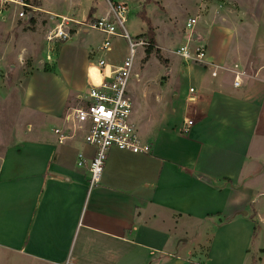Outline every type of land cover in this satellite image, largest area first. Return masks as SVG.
<instances>
[{
  "label": "crops",
  "instance_id": "0c3cea01",
  "mask_svg": "<svg viewBox=\"0 0 264 264\" xmlns=\"http://www.w3.org/2000/svg\"><path fill=\"white\" fill-rule=\"evenodd\" d=\"M68 1L66 12L43 0L38 10L82 21L83 13L106 9L92 0L84 11L85 1ZM119 1L141 3L162 55L178 61L164 73L135 69L132 119L152 150L111 149L92 188L78 156L89 160L94 148L81 135L60 143L53 129L63 124L70 97L84 94L89 51L101 42L79 62L69 59V68L59 53L50 70L12 72L8 64L6 73L12 23L0 16V264H264V0L258 20L233 0ZM147 7L159 13L150 16ZM182 8L187 20L199 16L196 37L208 46L209 65H182L171 49L185 35L166 21ZM246 28L259 31L249 38L251 65L240 55ZM106 56L112 64L125 57ZM235 64L245 71L239 86ZM190 86L196 100L186 106ZM185 115L195 123L182 133Z\"/></svg>",
  "mask_w": 264,
  "mask_h": 264
},
{
  "label": "built area",
  "instance_id": "2783aa9c",
  "mask_svg": "<svg viewBox=\"0 0 264 264\" xmlns=\"http://www.w3.org/2000/svg\"><path fill=\"white\" fill-rule=\"evenodd\" d=\"M23 7L33 8L25 0H9ZM106 9L101 15L92 14L85 21H78L60 17L61 23L56 24L47 36L53 39H67L70 37L69 22L83 26L84 31L97 30L105 35L101 44L89 51L86 69L87 94L78 95V104L67 109L63 116V124L53 130L60 143L81 135L84 142L94 148L92 157L87 160L80 153L78 164L86 165L88 169V185L90 188L99 184L103 178L105 164L109 152L113 148L133 153H149L152 144L142 139L139 127L132 119L133 101L129 91L130 80L134 76L140 52L146 51L149 40L144 35L131 36L126 23L129 7L119 0H106ZM0 16L4 18L2 10ZM19 16L30 18V12L21 11ZM199 16L189 18L184 27L185 40L177 49L184 63H208V50L205 43L197 41L196 25ZM67 21V23H66ZM122 37L127 41V53L120 64H112L104 57L111 51V38ZM49 60L51 56L48 55ZM214 65V64H212ZM96 67L103 76L97 86H93L88 79L91 68ZM233 74V84L239 86L245 71L238 64L230 70ZM216 75V71H213ZM196 88L190 86L186 97V106L196 100ZM192 117L185 115L181 125V132L187 133L194 125Z\"/></svg>",
  "mask_w": 264,
  "mask_h": 264
},
{
  "label": "rangeland",
  "instance_id": "374dc122",
  "mask_svg": "<svg viewBox=\"0 0 264 264\" xmlns=\"http://www.w3.org/2000/svg\"><path fill=\"white\" fill-rule=\"evenodd\" d=\"M30 5L33 6V8L29 7H23L20 4H16L14 2H11L9 0H0V10H2V14H5V18L8 19L12 23L11 28V46H12V54L11 57L6 62V66H4V71L6 73H9L8 64H12V72H14V66L20 67L24 70H26V73H30L31 70L35 68H43L45 70H50L51 65L48 61L49 60L48 55L51 57L56 58V56L60 53L61 59H62V67L69 68V59L71 62L74 60L76 62H79L76 58H80L85 50H87L89 47H96L100 42L103 41L105 35L97 30H90L89 32H84L80 30L83 26H79L77 24H72L69 22V25L71 27V31H77L78 32L68 41L64 42L66 39H53L51 41H48L47 39V30L49 29L50 22L53 24V18L56 19V23H61L62 19L60 17L56 18L55 16H50L43 14L38 10L40 6V0H25ZM86 3L82 5L85 8H89L94 3L98 2L99 8H103V5L106 3V0H93L94 3H92V0H83ZM133 1V0H131ZM219 2H225L226 0H218ZM43 5L45 8L55 11V12H66L68 9H71V4L68 0H43ZM86 5V6H85ZM231 6H245L250 15L252 14V19L258 20L259 19V8H258V0H233L230 3ZM107 6V4H106ZM129 7V13H128V21L126 23V26L131 34L132 37L136 35H140V33L143 32V30L146 29V23L139 19L138 12L140 9H142L141 3L137 2H130L128 4ZM81 8V6H80ZM148 8L149 15L155 17V14H158L159 12L150 11V8ZM82 9V8H81ZM235 9V8H234ZM23 11L25 14L27 12H30L35 19V23L37 24H31L26 16H19V13ZM83 11V12H84ZM155 13V14H154ZM176 13V14H175ZM173 15H170V18L167 19V23H170V26L175 28V30L179 34L184 33V27L185 23L188 17H190V12H185L184 8L180 10H176ZM89 14V13H88ZM87 13H83L82 21H85L88 17ZM167 16V15H166ZM169 17V15H168ZM251 19V20H252ZM247 21L242 18V22ZM67 23V21H66ZM245 25V24H243ZM248 29V30H247ZM164 30V29H163ZM242 40L245 39V41H241V60L244 62V64H250L253 63V59L251 54L253 53V48L255 46H250V37L258 38L259 31L257 28H246L241 31ZM197 38V37H196ZM248 42H247V40ZM205 45L207 46L206 42L201 40ZM258 41V40H257ZM158 42V46H159ZM208 47V46H207ZM258 47V43L256 44V48ZM179 48V44H174L171 49L173 51H177ZM127 49V41L122 37H112L111 38V51L106 53L107 58H122L125 56ZM252 50V53H251ZM141 54V52H140ZM163 56V55H162ZM145 57V51L142 52V56L137 61L136 70L139 71V73L146 67L148 69V72L155 73L157 72H163L166 71V67H170L174 65L176 60L172 58H165L163 56L162 60H159L156 55L154 54L146 66V61H144ZM181 64L184 65V63L181 60ZM251 65V64H250ZM249 68V67H248ZM79 69V66L77 67ZM250 69V68H249ZM3 70V69H2ZM160 70V71H159ZM60 77L64 79L65 75L62 70H58ZM134 77V76H133ZM135 78V77H134ZM133 79V78H132ZM130 80V83L132 81ZM165 79V78H164ZM163 83V81H162ZM84 94L88 93V86L87 82L84 80ZM80 95V94H78ZM78 95H73L69 99V105L74 106L78 104ZM147 105V103H145ZM146 111V110H145ZM175 112V111H174ZM177 112V110H176ZM175 112V113H176ZM257 227V226H256ZM258 230V227H257ZM257 232V231H256ZM264 244V242L262 243Z\"/></svg>",
  "mask_w": 264,
  "mask_h": 264
},
{
  "label": "trees",
  "instance_id": "16d2710c",
  "mask_svg": "<svg viewBox=\"0 0 264 264\" xmlns=\"http://www.w3.org/2000/svg\"><path fill=\"white\" fill-rule=\"evenodd\" d=\"M92 12H93V10L91 9L88 17H90L92 15ZM138 14L141 16V18L146 22V24L148 26L147 31L143 34L149 40V45L145 51L144 61H147L150 58V56L153 54H155L159 60H162L163 56L161 53V49L158 46V43L156 42L155 32H154V29L152 27V24H151L149 17L147 16V14L144 10L140 11ZM29 22L31 24L35 23V19L33 18V16L29 19ZM255 231H256V229H255Z\"/></svg>",
  "mask_w": 264,
  "mask_h": 264
},
{
  "label": "bare ground",
  "instance_id": "6f19581e",
  "mask_svg": "<svg viewBox=\"0 0 264 264\" xmlns=\"http://www.w3.org/2000/svg\"><path fill=\"white\" fill-rule=\"evenodd\" d=\"M102 78L103 76L98 72L96 67L91 68L88 79L94 87L101 82Z\"/></svg>",
  "mask_w": 264,
  "mask_h": 264
}]
</instances>
